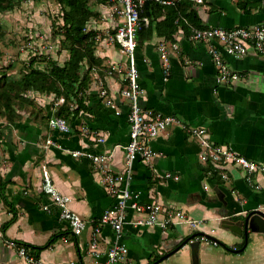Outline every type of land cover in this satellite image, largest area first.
Here are the masks:
<instances>
[{"label": "crops", "instance_id": "1", "mask_svg": "<svg viewBox=\"0 0 264 264\" xmlns=\"http://www.w3.org/2000/svg\"><path fill=\"white\" fill-rule=\"evenodd\" d=\"M190 8L202 26H249L264 22V0L192 1ZM92 10L98 15L89 26L99 34L94 54L102 60V66L92 69L94 77L85 92L83 107L70 119L71 132H53L27 118L3 129L0 119V182H5L0 190V264H34L20 258L5 241L43 246L50 239V244L38 252L39 259L51 264L71 260L95 264L88 247L90 221L98 220L114 199L91 161L84 156L74 157L67 150L106 153L108 168L120 171L129 126L126 103L117 95L122 74L110 77L102 73L110 63L120 64L123 69L126 66V57L117 43L109 42L103 35L115 30L117 18L108 14L109 5L100 4ZM161 18L163 15L158 19ZM188 35L184 29H178L171 40H166L153 31L150 37L138 41L135 60L142 89L140 105L174 115L177 123L150 142L158 155L149 164L134 162L129 189L138 193L142 201L156 203L163 210L182 211L194 224L183 221L167 229L124 224L121 240L128 252L118 264H264L261 237L252 234L247 244L239 248L244 238L237 228L246 213L264 209V176L252 174V183L257 186H251L239 169L229 166L227 179L222 181L218 172L210 173L207 164L198 159V144L182 127L188 123L199 125L215 143L229 145L264 165V54L249 53L238 59L226 55L227 64L240 78L219 85L206 45L189 39ZM161 40L176 44L169 52L170 73L166 78L156 51ZM99 74L115 95L120 115L100 102L96 84L97 78H101ZM37 102L46 107L48 120L55 112L53 105L48 108L44 101ZM83 123L99 131L104 141L97 144L85 137L81 132ZM48 136L60 147L45 148ZM43 167L49 171L55 189L70 197L68 207L87 221L80 235H74L68 223L59 219L60 208L50 202L44 189ZM165 173L171 176L165 177ZM46 204L48 210L43 209ZM12 217L13 221L2 230L3 223ZM132 218L134 215L129 214V219ZM197 232L212 236L216 242L199 239L195 262L189 243L161 259L181 239ZM112 239L111 229L103 227L98 249L104 250ZM236 247L241 250L235 251Z\"/></svg>", "mask_w": 264, "mask_h": 264}, {"label": "built area", "instance_id": "2", "mask_svg": "<svg viewBox=\"0 0 264 264\" xmlns=\"http://www.w3.org/2000/svg\"><path fill=\"white\" fill-rule=\"evenodd\" d=\"M109 1L108 14L117 18V24L113 33L108 32V38L110 42L117 43L120 52L126 57V67L121 76V85L117 89V95L126 103V120L129 126V138L123 146V165L120 171H111L107 166L108 156L106 153L67 150L74 157L84 156L91 161L94 170L101 174V182L107 193L114 199L113 204L103 211L98 220L90 221L92 229L88 247L91 256L95 259V264H118L126 257L128 249L121 240L122 228L126 223L133 227L157 226L161 229H167L183 221L194 224V221H190L182 211L170 208L163 210L156 203L142 201L138 193L129 189L134 162L140 160L149 164L158 155L152 149L150 142L168 126L177 123L174 115L154 112L140 105L142 89L135 60L138 32L149 24V17L143 14L144 4L170 5L173 4V0ZM191 1L204 2V0ZM181 19L188 25L189 39L206 45L216 71L215 81L219 85L233 83L240 78L239 74L227 64L226 55L238 59L249 53L264 54V22L249 26L210 25L198 28L191 25L184 17ZM86 27L88 30V24ZM171 48L175 49L176 44L165 40L159 41L156 45L164 78L170 73L169 52ZM96 84L102 105L111 109L115 115H120L121 109L115 95L110 93L109 87L100 78H97ZM64 101L63 95L58 96L53 101V107L62 105ZM47 126L53 132L64 134L71 132V126L66 119L55 113L49 116ZM182 127L187 136L196 140L199 147L198 159L217 170L222 181L227 179L226 169L229 166L239 169L243 173L245 181L251 186H257L252 183V174L257 173L264 176L263 164L248 159L229 145L215 143L203 127L189 123L183 124ZM81 132L94 143L98 144L104 141L99 131L87 125L82 126ZM49 145L60 147L50 136L45 140L44 147ZM164 176L170 177L171 175L165 173ZM42 180L50 202L60 208L59 219L68 223L74 235H80L88 224L87 221L68 207L70 197L55 189L46 167L42 168ZM43 209L48 210L49 204L43 205ZM129 214H133L134 218L129 219ZM103 227L111 229L113 239L104 250H99L98 238ZM5 242L9 247L15 248L17 255L27 262L51 264L35 258L22 244H16L15 241ZM66 264L82 263L71 260Z\"/></svg>", "mask_w": 264, "mask_h": 264}, {"label": "trees", "instance_id": "3", "mask_svg": "<svg viewBox=\"0 0 264 264\" xmlns=\"http://www.w3.org/2000/svg\"><path fill=\"white\" fill-rule=\"evenodd\" d=\"M21 1L0 0V12L13 10ZM56 1L60 7L61 18L56 35L61 37V47L68 52V58L62 65L51 61L45 69H39L30 64L29 68L18 79L14 80L8 78L5 73H0V116H3L8 124L17 121L12 115L14 105L12 100L16 97L20 100H27L25 97H28L30 93L37 96L54 94L53 101L60 95L65 96L64 103L54 113L64 117L70 124L68 118H72L71 115L76 114L83 107L84 92L90 84L92 69L102 64V60L94 54L97 39L96 31L87 30L86 27L98 15L90 7L91 0ZM95 1L98 4H110L109 0ZM191 5V0H173V4L170 5L145 3L143 14L149 17V24L138 32L137 41L140 42L142 38L150 37L153 31H156L159 36H164L166 40H171L178 29H184V32L189 34L188 25L182 21L181 17H184L194 27H203L196 12L190 8ZM161 15L163 18L158 19ZM29 98L33 100L35 97ZM206 168L212 174L217 173V170L209 166ZM3 185L5 182H0L1 191ZM13 217L3 223L2 230H5L13 221ZM15 242L31 249L28 250L29 253L38 258V252L49 245L51 239L43 246ZM239 248L236 247V250Z\"/></svg>", "mask_w": 264, "mask_h": 264}, {"label": "rangeland", "instance_id": "4", "mask_svg": "<svg viewBox=\"0 0 264 264\" xmlns=\"http://www.w3.org/2000/svg\"><path fill=\"white\" fill-rule=\"evenodd\" d=\"M99 5L95 0L90 1L92 9ZM60 23V7L56 0H22L13 10L0 12V73H5L8 78L14 80L18 79L30 64L39 69L47 68L51 61L62 65L68 58V52L62 49L61 37L56 35ZM91 29L88 24V30ZM96 34L98 37L99 34L97 32ZM103 35H106L110 42L108 32ZM101 66L102 64L97 67L101 68ZM102 71L110 77H119V74L124 73L122 66L116 63H110ZM99 76L102 78L100 74ZM93 77L94 73L90 76V83ZM85 94L84 92V96ZM25 99L27 100L16 97L12 100L13 117L17 121L27 118L47 128L46 107L41 106L37 101L39 99L44 101L50 108L49 106H54V94L39 97L30 93ZM58 107L53 111H56ZM0 119L3 120L1 124L4 123L2 128H8L7 120L3 116H0ZM68 119L70 120L71 117ZM83 124L86 125V123Z\"/></svg>", "mask_w": 264, "mask_h": 264}, {"label": "water", "instance_id": "5", "mask_svg": "<svg viewBox=\"0 0 264 264\" xmlns=\"http://www.w3.org/2000/svg\"><path fill=\"white\" fill-rule=\"evenodd\" d=\"M215 191L218 194V196H221L220 191L218 189H215ZM238 225L240 226L237 227L238 231L240 234H243V238H244L243 246L247 244L249 236H251L252 234L256 236H260L262 242L264 243V209L262 210L258 208L246 213L243 219L238 222ZM201 237L216 242V240L212 236L207 235L205 233L202 232L192 233L191 235L181 239L179 244L174 249H172L164 256H162L161 259L167 257L168 255L176 251L179 247L185 245L186 243H189V246L191 247L193 261L195 262L197 248L200 243L199 239H201ZM239 250L241 249H238V251Z\"/></svg>", "mask_w": 264, "mask_h": 264}]
</instances>
